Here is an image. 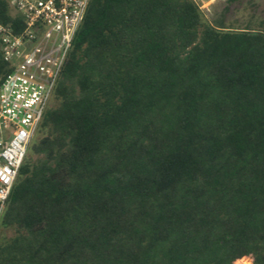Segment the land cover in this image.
I'll use <instances>...</instances> for the list:
<instances>
[{
	"label": "trees",
	"instance_id": "1",
	"mask_svg": "<svg viewBox=\"0 0 264 264\" xmlns=\"http://www.w3.org/2000/svg\"><path fill=\"white\" fill-rule=\"evenodd\" d=\"M224 13L88 1L9 195L0 264H264V21L235 29ZM11 70L0 53V78Z\"/></svg>",
	"mask_w": 264,
	"mask_h": 264
},
{
	"label": "built area",
	"instance_id": "2",
	"mask_svg": "<svg viewBox=\"0 0 264 264\" xmlns=\"http://www.w3.org/2000/svg\"><path fill=\"white\" fill-rule=\"evenodd\" d=\"M89 0H8L20 17L0 23V222L28 148L82 23Z\"/></svg>",
	"mask_w": 264,
	"mask_h": 264
},
{
	"label": "rangeland",
	"instance_id": "3",
	"mask_svg": "<svg viewBox=\"0 0 264 264\" xmlns=\"http://www.w3.org/2000/svg\"><path fill=\"white\" fill-rule=\"evenodd\" d=\"M199 5L200 10L204 14V19L207 22L215 24L217 20L221 17L220 15L224 13V6L227 4V1L224 0V3L220 0H195ZM227 13H224V22L227 25H231L235 29L244 28L247 22L250 20L252 22L251 28L258 29L257 25L260 22L264 21V0H242L237 3H231L229 5V10ZM10 12L15 13L13 7L10 5ZM253 14V18L250 19V15ZM50 107H55L57 105L56 100L50 99ZM31 159H35V155L29 156ZM2 234L6 237H11L14 235L13 230L11 229H2L0 227Z\"/></svg>",
	"mask_w": 264,
	"mask_h": 264
},
{
	"label": "crops",
	"instance_id": "4",
	"mask_svg": "<svg viewBox=\"0 0 264 264\" xmlns=\"http://www.w3.org/2000/svg\"><path fill=\"white\" fill-rule=\"evenodd\" d=\"M220 1L224 3V0H220Z\"/></svg>",
	"mask_w": 264,
	"mask_h": 264
}]
</instances>
